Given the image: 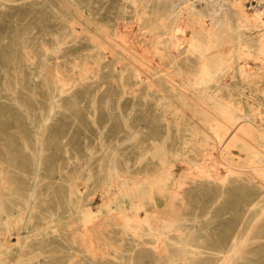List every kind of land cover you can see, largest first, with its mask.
<instances>
[{
    "label": "rangeland",
    "instance_id": "1",
    "mask_svg": "<svg viewBox=\"0 0 264 264\" xmlns=\"http://www.w3.org/2000/svg\"><path fill=\"white\" fill-rule=\"evenodd\" d=\"M179 1L204 19L215 9L232 20L230 12L220 11L210 0H0V245L7 246L0 264L38 252L31 264H163L153 233L184 224L192 213L208 229L210 245L230 246L231 264H264L262 223L248 229L247 236L245 224L237 238L244 240L237 246L230 243L243 207L241 191L228 187L217 196L214 183L208 191L205 186L187 188L193 183L189 171L198 169H192L188 159L201 161L193 157L198 143L185 141L188 107L175 96L178 91L154 92L133 85L132 65L147 58L161 67L170 62L180 68L173 75L179 82L192 77L188 71L196 66L195 59L170 54L164 60L156 53L165 45L155 35H169L168 27L157 21ZM94 20L105 25L109 35L124 32L117 38L125 36L127 46L96 32ZM175 22L177 36L186 41L184 28H192L188 14ZM95 34L104 51L119 59L117 69L113 60L103 57V49L94 47ZM251 51L243 65L237 45L222 40L210 50L216 71L201 82L213 87L226 80L264 102V70L253 63L255 46ZM239 62L247 66L246 73L237 71ZM177 181L188 185L182 193L191 192L189 210L178 199L171 202ZM140 199L149 221L124 219L121 204L132 202L133 209ZM86 208L93 210L88 216ZM138 213L143 215L141 208ZM33 228L38 233L27 237ZM196 261L222 260L204 252Z\"/></svg>",
    "mask_w": 264,
    "mask_h": 264
},
{
    "label": "bare ground",
    "instance_id": "2",
    "mask_svg": "<svg viewBox=\"0 0 264 264\" xmlns=\"http://www.w3.org/2000/svg\"><path fill=\"white\" fill-rule=\"evenodd\" d=\"M210 1H214L220 11L226 10L230 12L232 20L219 11L216 12L215 9L211 10L209 17L204 19L200 13L198 14V12L194 11L193 6L188 3L182 4V1H179L174 2L172 4L173 8L170 11L167 10L166 16L160 17L157 21L161 26H167L169 33L168 38H164L163 35L158 33L155 35L156 41L165 45L163 50L156 48L159 59H164L170 54H172L173 58H183L186 61L195 59L197 61L196 66L189 68L188 71L192 77L182 79L179 82L173 75L179 74L181 72L180 68L174 67L170 62L167 67H161V64L156 62L154 64L147 58L141 60L139 65H132L136 78V83L133 85H136V88L144 87L154 92H164L165 89L172 92L178 91L179 94H175V96L177 95L183 99L184 104L188 107V117L185 120V129L188 133H186L185 141L198 143L196 146L198 152L193 153V157H198L201 162L198 164L194 159H188L192 169L198 168L197 170H190L187 176L193 183L188 184L189 186L187 185V187L186 182L177 181L173 191L171 190L172 192H170L171 202L174 203V200L178 199L186 210L191 209V192H181V189L185 188V186L188 190L205 186V191H208L211 183H214L219 187V190L214 191L217 196L224 195L223 190L228 187L234 191H241L243 207L239 212L236 229L230 237L231 245H236L244 240L237 238L242 235L241 228L245 224L249 223L247 231L255 224L262 223L264 225V102L252 94H247L239 88L233 87L226 80L213 87L205 85L201 80L216 71L210 50L220 44L222 40L234 42L238 48L237 53L241 54L240 56L243 55L241 57L243 59L244 56L252 54L251 48L255 46L257 63L254 61L253 63L256 68L264 70V12L258 10L246 12L241 0H223L227 2V7L220 0ZM185 13L188 14L189 24H191L192 28H184L187 39L182 42V36H177L179 30H176L178 26L175 19ZM181 22H185V19ZM120 23H117L116 29ZM132 23L130 26L133 25ZM184 25L186 26V24ZM196 25L198 29L194 30L196 28L193 26ZM93 26L96 32L105 33L107 38L113 42H116L115 38L117 40V36L121 38L124 35V32L122 33L123 35H121V32L118 33L119 27L116 31L120 36L114 31L111 35L107 34L106 26L99 20H94ZM127 30L126 32H129L130 28ZM132 31H134L133 27ZM185 33L182 35H185ZM97 37L98 34H95L94 47L100 50L103 49V57L113 60V68L117 69L116 65L119 63V59L113 52L104 51V44ZM141 37L144 38V35ZM127 38H129V34ZM127 38L126 41L130 40H127ZM131 38L133 39V36ZM122 39L118 40L121 41ZM132 39L130 40L131 45L133 44ZM124 41L125 39L121 42ZM124 43L127 46L128 43ZM136 44L137 42L135 47ZM145 48L147 49V46ZM143 50L141 51L140 49V53ZM164 51L168 53L165 54ZM144 55L146 54L142 56ZM119 57H126V55L120 54ZM242 61L243 65L247 64L245 59ZM241 63L239 62V64ZM243 65H239L237 70L241 74L246 73L248 70L247 66ZM120 72L122 75V72H124L123 67H120ZM157 101L162 102L161 98H158ZM242 158L246 161L244 164L239 162ZM158 173H162V170H158ZM196 178H199V180L194 181ZM159 184V188H161V183ZM203 195L205 196L206 194ZM131 205H133L132 202H128V204L123 202L121 204L119 213L124 219L133 220L136 223L149 221L148 210L141 199L140 203L136 204L133 209H130L132 208ZM139 208L142 209L143 215L138 213ZM165 210L164 212L166 213ZM0 211H3L1 203ZM92 211L86 208L83 211L84 216L90 215ZM98 212H100L99 209H97ZM181 217L185 219L186 214H181ZM191 217V219H186L187 221L184 224L175 226L168 231L153 233L155 235L153 246L159 256H163V264H198L196 260L204 252L217 255L218 259L222 260L216 264H231L230 246L223 249L219 246L210 245L208 229L199 225L198 218L200 216L192 213ZM4 223L7 225V219ZM247 231L244 236L249 234V231ZM37 233L38 229L33 228L27 237ZM133 233L138 237L141 235L139 230L135 228ZM5 247L7 246L0 245V253ZM38 255L39 252L32 257L21 258L12 264H31V258H35ZM67 264H71V260Z\"/></svg>",
    "mask_w": 264,
    "mask_h": 264
},
{
    "label": "built area",
    "instance_id": "3",
    "mask_svg": "<svg viewBox=\"0 0 264 264\" xmlns=\"http://www.w3.org/2000/svg\"><path fill=\"white\" fill-rule=\"evenodd\" d=\"M244 5L248 10L264 12V0H245Z\"/></svg>",
    "mask_w": 264,
    "mask_h": 264
}]
</instances>
